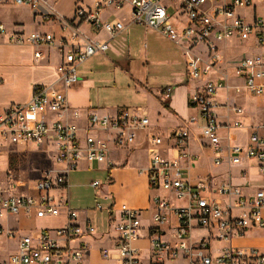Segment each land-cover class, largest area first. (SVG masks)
<instances>
[{
  "label": "built area",
  "instance_id": "2783aa9c",
  "mask_svg": "<svg viewBox=\"0 0 264 264\" xmlns=\"http://www.w3.org/2000/svg\"><path fill=\"white\" fill-rule=\"evenodd\" d=\"M264 4V0H263ZM28 7L36 20L43 23L57 22L64 35L41 31L9 30L0 21V38L5 43L31 47L34 61L46 59L45 49L59 52L57 80L51 84H38L31 99L25 103H11L0 110V160L8 152V160L17 151V146L30 143L45 146L46 158L52 157L50 168L43 169L35 184L20 189L21 175L9 168L0 170V220L24 216L37 219H55L65 216V223L56 228H39L31 232L6 229L0 225V238L15 241V249L7 256H0V264H86L90 246L79 242L84 236H93L96 226L89 220L83 227L79 223V210L70 203V174L80 162L107 164L110 170L112 146L129 148L140 132L150 127L148 114L138 108H122L114 115L100 114L96 110H82L71 106L68 90L82 81L80 67L88 59L110 50L111 41L136 24L153 30L173 42L186 58L190 80L199 81L188 103L199 111L203 120L202 138L214 153L215 163L225 161L241 164L244 159L257 160L264 176V137L258 133L250 136L247 145L223 146L219 134L221 125L215 112L216 96L228 88V75L217 79L207 78L220 69L222 56L219 44L223 41L255 38L264 42V16H255L249 22L240 11L254 9L255 0H96L93 7L76 6L72 19L56 15L47 6L46 0H0V6ZM131 8V20H104L103 9ZM87 23L95 33L105 31L108 40L85 39L81 25ZM205 48V56L198 51ZM235 77L243 81L246 92L264 96V52L252 57H243L233 66ZM3 79L0 77V82ZM242 88L237 87V91ZM174 88H163L160 95L170 99ZM238 114L242 108L234 107ZM196 118L191 122L195 123ZM236 126H242L237 123ZM230 128V127H228ZM191 138L188 127H178L168 136L171 147L179 158H187L186 145ZM165 139L151 134L148 139L150 157L148 177L153 189L173 193L187 204L173 208L170 200L155 197L153 204L154 223L158 226L169 220V212L177 218L176 243L162 238L159 226L150 233L154 257L157 262L181 257L189 264H264V251L256 247H238L230 242L242 238L252 228H264V188L247 197L238 186L221 185L217 192L226 200L220 201L205 193L203 187L194 189L183 177L178 163L163 154ZM95 180L91 186L102 190L110 186ZM113 199L109 208L111 222L119 233L118 256L121 264H141L139 250L134 244L141 238L142 210L121 204L116 214L117 202ZM102 210L101 204L97 205ZM196 230H206L208 235L198 241L192 240ZM225 242L217 252L212 241ZM105 257L109 256L104 251Z\"/></svg>",
  "mask_w": 264,
  "mask_h": 264
},
{
  "label": "crops",
  "instance_id": "0c3cea01",
  "mask_svg": "<svg viewBox=\"0 0 264 264\" xmlns=\"http://www.w3.org/2000/svg\"><path fill=\"white\" fill-rule=\"evenodd\" d=\"M96 0H46L47 6H49L52 11L58 15L61 18L64 19H72L74 16V10L76 6H84V7H93L95 5ZM255 6L256 8L247 9L251 10L250 16L246 19L247 21L251 22L255 16H264V4L263 0H255ZM1 7H14V8H25L30 12V15L32 16V19L35 23H37V26H51L53 27L52 31H47V33H53L56 35V37H61L64 35L63 30L61 29L60 24L57 22H46L43 23L40 20H35L33 17L32 11L28 7H18L14 5H6ZM245 11V10H242ZM131 8L125 7L121 10H116L114 8H108L103 9L101 11V16L104 20H111V19H118L122 22H129L131 20ZM243 15V14H242ZM18 20V19H17ZM2 21V20H0ZM20 21V20H19ZM22 23V21H21ZM24 26V25H21ZM140 27H143L146 34L149 33H157L153 30L147 29L144 26L138 25ZM81 30L85 33L84 38L89 40H108L109 34L105 31H102L100 33H95L92 31L91 26L87 23H83L81 26ZM136 27V24L132 25L128 31L121 34L119 37L111 41V47L108 51L111 55L115 57H119V49L121 47V42L119 38L123 36L124 34H131V30ZM9 28V27H8ZM9 30H13L10 29ZM20 31H26L23 29H20ZM30 31H39L37 29L31 28ZM43 32V31H41ZM160 37H162L167 43L173 44L177 49H179L173 42L165 38L164 36L157 33ZM258 46H262L261 49L255 54H262L264 52V42L263 44H258L257 40L255 39ZM0 44L9 45L4 42H0ZM16 46H12V48H15ZM19 47V46H17ZM33 58H34V51L33 48L29 47ZM166 50H164L163 54L166 57L162 61H151L152 66L156 65H168V66H175L180 67L182 66V72L181 71H175L173 74L176 77L173 84L175 85L174 91L172 93V96L169 99V105L171 110L166 109L163 106V101L160 98V89H141V92L139 94L143 97V100L141 101L142 104L139 107H132V108H140L142 111L146 112L149 116V118H152V122L156 126L155 128H161L162 133H167L168 136L171 132L176 130L177 128L171 129L169 132L167 131V128L160 124V120H164L166 117H177L182 120V104H184V107H186V110L191 109L193 111H197L196 115H192L190 118L184 120V126L188 127L191 131V138L189 142L186 145L185 151L188 154L187 158H179L176 154V152L170 148L171 143L167 139H165V144L163 145V154L164 156L171 160L178 163V166L181 169L182 175L185 178V180L194 188L198 189L203 187L205 189V193L212 196L213 198L217 199L222 203L223 206L226 204V200L219 195L217 192L218 188L223 184H231L234 186H238L245 196L250 197L253 196L260 188H264V176L262 175V172L260 170V166L257 160L254 159H244V161L241 164H230L229 162L225 161L224 163L218 165L215 163L214 160V153L212 148L209 146V144L202 138V132H201V125L203 123V120L200 116V113L198 110H195L194 108L187 106L188 100L190 95L194 92L196 86L199 84L192 82L193 80H190L188 73H187V66H186V58L183 54V52L180 51V58L173 59L174 55L168 51V48L164 46ZM46 55L48 56L46 59H50L53 57V63H48L46 67L52 71V76L50 78L42 77V81L34 80L30 82L29 85V94L26 98V100L22 102L17 103H25L28 102L33 94V89L38 84H51L54 83L58 76H57V66L60 63V55L59 52L54 49H45ZM101 54L103 56H107V53ZM147 57L150 56L148 52H146ZM254 55V54H253ZM254 55V56H255ZM169 56L171 59H168ZM108 57V56H107ZM0 58H3V53H0ZM222 64H224L225 60L222 56ZM45 60V59H44ZM43 61V60H42ZM40 63V62H35ZM236 64V62H235ZM233 67V66H232ZM223 73H217L221 74L220 76H217V78L222 77L224 75H228V79L233 77L240 81V85H236L235 88L231 87L228 84V88L222 89L221 91H230L231 89L237 94H247L254 98H259L264 102V96H254L243 90L244 85L243 81L235 77L234 71L232 70V75H230L231 72H228L226 74L225 68ZM222 69V70H223ZM221 70V66L220 69ZM94 72L90 70L81 71L80 70V76L82 77V81L70 88L68 90V98L69 95H72L74 99L76 100V97H82L85 99L84 103L75 102L74 104L71 103V100H69L70 104L74 108H79L84 110H96L100 114H108L111 116L116 115L119 110L122 108L120 107H103L100 105L101 103H94V99L92 98V91L97 88V84L100 80L95 79V77H89L90 75H93ZM213 75V74H212ZM1 77V76H0ZM3 79V78H2ZM213 79V78H212ZM6 87L5 82H2L0 84V89H3ZM237 87L242 88V90L237 91ZM231 90V91H232ZM147 91V92H146ZM219 91V92H221ZM218 92L216 96V100L220 98L221 94ZM227 95V94H226ZM155 97H158L159 100H156ZM70 99V98H69ZM99 102V101H98ZM8 102L2 101L0 102V110L5 109L10 104ZM226 107L228 111L235 115V116H243L245 113V106H241L238 104H233L232 106L230 104H223L216 102V107ZM215 107V112L217 111V108ZM234 107L242 108L243 112L241 114H238L234 111ZM126 108V107H125ZM155 115L156 120H155ZM217 115V114H216ZM192 118H196L197 121L195 123L191 122ZM155 122H154V121ZM218 120V119H217ZM151 121V119H150ZM242 123L241 120L235 119L234 124H229L227 122H218L221 127L219 130V134L222 138V144L223 146L230 145H247L249 142L250 136L253 133H258L260 136L264 137V121L262 123H251L249 120L245 119V124H248V127L251 132L249 135L248 142L246 144H236L232 142L231 140H227L226 131L233 130V125H236L237 123ZM243 124V123H242ZM244 124V125H245ZM151 127V122H150ZM147 128L146 130H143L139 133L137 141L131 145L129 148H116L112 146L111 154H110V163L111 168L110 170L107 169V164H94L90 165L88 162L82 161L80 162L78 168L73 172H89L92 173L94 176H96L95 180H100L102 182H106L110 176L111 178V184L110 186H105L102 190H96L95 196L102 201L101 206L102 210H96L100 215H94V218H90L88 216V211L84 209H80L78 207H75L79 210V223L84 227L86 225L87 220L91 221L96 226V233L93 236H84L79 241L75 242L74 245H78L79 242H86L90 246L89 252L86 254V264H121L119 256H118V237L119 233L115 229V225L111 222V213L109 211V208L111 207L112 203L114 202L111 198H106L105 194H110L111 197L115 198V201L117 202V205L115 207L116 214H119V207L121 204H127L131 208L140 209L142 210V228L140 231L141 238L135 242L134 246L139 250V258L141 260V264H189L188 262L182 260L181 257H178L175 260H167L164 258V262H157L156 258L154 257V250L150 241V233L154 230V228H157L159 226L160 232L162 234L163 240L166 242H170L172 244L176 243L175 239V233H176V226H177V218L174 215L173 212H169V220L161 225H156L153 220V216L155 214V207L153 204V199L155 197H161L170 200L171 205L173 208H178L185 206L187 204L186 200H180L177 199L173 193L167 192L165 190H157L153 189L149 184V177H148V169H149V163H150V157L148 154V139L149 136L153 133V130L151 128ZM230 127V128H228ZM148 131V133H145ZM231 133V132H230ZM154 134V133H153ZM144 146L146 150V157H147V164L138 166L133 161L134 155H131L132 152H134L138 147ZM123 150L126 151L125 156L121 158H115V153L123 152ZM43 155V153H42ZM131 155V156H130ZM205 155H208L211 157L213 161V170H209L203 166L200 165V160H202ZM130 156L126 159V157ZM5 159V156H3L0 160L1 161ZM6 160V159H5ZM10 166L11 162L9 161ZM138 164V162H137ZM220 172L221 175L218 177V173ZM72 173V172H71ZM103 174L105 179H100L98 177L99 175ZM224 174L225 177H222ZM70 178V176H69ZM92 181V182H94ZM142 181H144V184H142ZM91 182V183H92ZM90 183V186H91ZM72 187V185H71ZM92 187V186H91ZM93 188V187H92ZM73 207V206H72ZM264 215V211H263ZM20 217V216H19ZM10 218H17L18 222H20L21 219L31 220V219H37V218H18L13 216L5 217L1 220L8 221ZM47 224L43 225L40 228H56L65 223V216L62 215L59 218L55 219H47ZM1 226H3L6 229H13L17 231H27L31 232L36 229L33 228H18L19 226H9L8 223L2 222L0 223ZM260 231H264V228H252L250 229L246 235L239 239H234L230 243L234 246L238 247H256L260 250L264 251V237L260 236L258 233ZM208 233L206 230H196L192 234V240L198 241L202 237L207 236ZM221 244V245H219ZM227 243L225 242H217L212 241V247L217 252L218 249H220L222 246H225ZM218 245V246H217ZM104 251L109 252V256L105 257L103 255ZM3 250L0 246V256L2 254ZM3 257V256H1Z\"/></svg>",
  "mask_w": 264,
  "mask_h": 264
},
{
  "label": "rangeland",
  "instance_id": "374dc122",
  "mask_svg": "<svg viewBox=\"0 0 264 264\" xmlns=\"http://www.w3.org/2000/svg\"><path fill=\"white\" fill-rule=\"evenodd\" d=\"M240 12L248 18L251 10L247 11L246 9L245 11ZM0 20L13 30L23 29L30 31L31 28L43 32L53 30V27L51 26H37V23L33 21L30 12L25 8H6L0 6ZM119 40L121 42V47L118 53L120 54L118 55L119 57H115L108 52V57L103 55L94 56L88 59L80 67L81 71H93L94 74L89 77H95V79L100 80L97 84V88L92 91L94 103H101L100 105L103 107H139L143 100V97L139 94L141 89H160V91H162L163 88L167 86L175 87L173 82L176 77L173 73L175 71L182 72V66H152L150 63L151 61H162L164 58L166 59L163 54L164 50H166L164 46L174 55L173 59L181 60L179 49L173 44L167 43V41L157 33L146 34L143 27L138 25L131 30L130 35L124 34ZM0 42H4V38H0ZM12 46L16 45L0 44V53H3V58H0V76L3 78V81H1L0 84L2 82H5L6 84L5 88L0 89V102L5 101L8 102V104L26 100L29 94L30 82L34 80L42 81V77L50 78L52 76V71L48 69L46 65L48 63H53V57L49 60L45 59L40 63H35L29 47L16 46L15 48H12ZM261 47L262 46L257 45L255 38L253 37L248 40L234 39L232 41L221 42L218 51L219 54L224 57L225 62L221 65V70L217 73H223V68H225L226 74L231 72L230 75H232V66L235 65V62H238L245 56H254ZM198 51L201 53L203 52L202 54L205 56L204 47H199ZM146 52H148L150 56L147 57ZM167 57L168 59H171L169 56ZM212 74H205L204 76L216 79L217 76L221 75L216 73ZM192 82L197 84L200 83L196 80H193ZM226 83L233 88H235L236 85L241 84L239 80L233 77L229 78L225 84ZM231 90H223L219 92L221 96L216 102L221 103L222 101L223 104L226 105L228 103L231 106L233 104L245 106V113L243 116L237 117L231 114L226 107L217 106V119L219 123L227 122L229 124H234L235 119L241 120L243 123L242 126L233 125L232 131L227 130L225 132L227 135L226 138L228 141L231 140L236 144H246L251 130L246 127L248 124H245L244 120L247 119L251 123H262L264 121V102L259 98L251 97L245 93L237 94V92ZM69 98L72 104L79 101L84 103L85 101L82 95H80L79 98L76 97V100L72 95H69ZM155 98L156 100H159L158 97ZM160 98L164 100L161 95ZM187 106L190 105L188 104ZM196 114L197 111H193L192 109L191 111H187L184 104H182V120L177 117H166L164 120H160V124L166 127L169 132L174 128L185 127L184 120ZM156 116L157 115L154 117L155 120ZM150 119V128L153 130V133L155 135L160 134L163 138L167 139L168 134L162 133L160 127L155 128L156 126L152 122L151 117ZM145 133H148V131ZM16 150L17 151H15L10 157L11 169H13L16 174L21 175L22 183H20V189L25 190V184L26 186L30 183L34 185L36 182L35 179L39 177L40 172L43 169L51 167L49 163L52 161V157L46 158L45 155H42V150L47 152L45 146L33 143L17 146ZM125 153L126 151L123 150V152L115 153L114 157H124ZM8 155V152L5 151L4 156L6 160L3 159L1 161L0 170L9 168ZM131 155H134L133 161L136 165L140 166V164H147V154L143 145L138 147ZM130 156L126 157V159ZM200 165L211 171L214 168L213 161L208 155H205V157L200 160ZM216 174H218V177L221 176L219 175L221 174L220 172ZM222 175V177H225L224 174ZM98 177H100V179H105L103 174ZM95 178L96 176L89 172L77 171L70 174V183L72 185L70 188V203L73 207L76 206L80 209L87 210L90 218H94V215H100L96 210L97 205L102 203V201L95 196L96 190L90 186V183L94 181ZM142 184H144V181H142ZM18 218H23V216ZM2 222L8 223L9 226L18 225V228L23 229H39L47 224L48 221L47 219H21L20 222H18L17 218H10L8 221L0 220L1 224ZM258 234L264 237V231H260ZM0 246L3 250L1 256L5 257L15 249L16 244L13 239L3 236L0 238Z\"/></svg>",
  "mask_w": 264,
  "mask_h": 264
},
{
  "label": "trees",
  "instance_id": "16d2710c",
  "mask_svg": "<svg viewBox=\"0 0 264 264\" xmlns=\"http://www.w3.org/2000/svg\"><path fill=\"white\" fill-rule=\"evenodd\" d=\"M163 106L166 107L168 110H171L170 105H169V99H166L163 101Z\"/></svg>",
  "mask_w": 264,
  "mask_h": 264
}]
</instances>
